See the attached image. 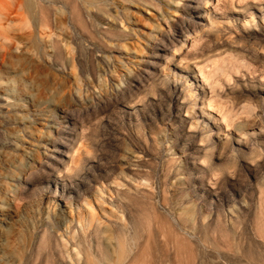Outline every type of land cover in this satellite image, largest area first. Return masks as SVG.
I'll return each instance as SVG.
<instances>
[{
  "label": "rangeland",
  "instance_id": "374dc122",
  "mask_svg": "<svg viewBox=\"0 0 264 264\" xmlns=\"http://www.w3.org/2000/svg\"><path fill=\"white\" fill-rule=\"evenodd\" d=\"M21 1L11 9V0H0V96L6 98L0 99V264L54 262L53 246L37 243L54 226L52 215L65 200L49 195L54 186L47 188L42 176L82 179L78 174L89 160L94 180L86 196L98 216H121L112 201H95L98 186L104 198L111 181L133 194L138 187L152 195L134 194L124 202L122 219L128 217L142 234L133 264H263L264 109L257 106L256 91L264 87V56L255 49L264 50V38L258 30L245 35L243 21L231 19L245 7L261 27L257 9L264 0H204L217 17L214 25L222 26L219 35L189 38L176 61L178 68L192 64L206 89L201 102L210 120H218L221 130H212L216 142L194 131L189 119L173 123L176 111L168 106L138 103L146 92L157 98L154 80L148 79L152 68L169 74L163 64L143 62L159 32L171 29L180 15L177 0H34L33 11L28 0ZM178 103H184L182 95ZM60 109L70 116L66 123ZM61 125L65 133L58 134L54 128ZM49 139L65 144L58 176L38 171L45 159L39 146L46 148ZM246 139L247 146H237ZM230 140L234 149L227 146ZM127 157L131 171L124 167ZM23 177L33 184L19 196ZM207 196L210 212L203 202ZM153 203L164 217L154 214ZM71 208L74 219L90 210L81 200ZM67 210L64 220L71 218ZM188 210L193 229L183 235L174 217ZM5 214L9 218L2 221ZM82 223L66 231L70 241L55 264L81 262L74 253L93 243L90 236L80 240L87 220Z\"/></svg>",
  "mask_w": 264,
  "mask_h": 264
},
{
  "label": "bare ground",
  "instance_id": "6f19581e",
  "mask_svg": "<svg viewBox=\"0 0 264 264\" xmlns=\"http://www.w3.org/2000/svg\"><path fill=\"white\" fill-rule=\"evenodd\" d=\"M208 1L209 0H206V3ZM21 2H22L21 0H11V3H13L14 6H13V4L12 5L9 4V6L12 9L13 7L15 8V4H19L20 5ZM28 3H29L28 5H29V7L31 9L30 11H33L34 0H28ZM9 6L7 8H9ZM207 7L208 6H204L205 12L203 13L204 14L203 16L205 18L208 17L206 19L207 23H202L198 27H193V29H192V31L190 33L186 32L185 33V38L187 40H189V38L192 39V40H196V38L200 39L205 34L206 35H208V34H214L215 35L216 33H218L217 31L219 30V28H222V26L214 25V22L217 20V17L214 16L211 13V11H207L208 10ZM10 8H9V10H10ZM7 10L5 11V14L3 13L4 18H6V19L9 17L8 16L9 13H8ZM241 10L242 11L239 12L237 17L234 16L231 19L232 22H234V21H238V22L243 21V25H241V31L245 35H250L255 30L256 31L258 30L259 34L262 35V37L264 38V25H261V27H260L258 24H256L254 22V18H253L254 16H253L252 12L248 10V8L242 7ZM257 11L260 12V14L262 16V19H263V22H264V8H262L260 6V7H258ZM247 16H249V20H246ZM227 19H229V17ZM262 24H264V23H262ZM236 28H237V26H236ZM170 30H171L170 27H168L167 29H165L163 31H160L159 32V36H157V38L150 44L149 52H148V59H147V61L143 62L145 65H152V63H156V59L155 58L150 59V53L153 50V46L160 40L161 34L162 33H168ZM218 35H219V33H218ZM228 43L229 42L226 41L225 45L228 46ZM231 44L232 43H230V45ZM184 45H185V43L183 41H181L180 47L183 48ZM221 47L225 48V46H221ZM261 48H260V50H261ZM232 49H233V47H232ZM227 50H228V48H227ZM260 50L255 49V54L256 55H261L262 54L264 56V50H261V51ZM176 51H177V48L174 46L172 48V52L176 53ZM226 51H221L219 53L220 54L224 53V52L226 53ZM228 53H229V50H228ZM232 55H234V54H232ZM230 56H231V54H230ZM231 57H234V56H231ZM209 58L211 60V58H214V57L210 56V57L206 58L205 60L207 61ZM234 58H236V57H234ZM166 61H167V57H166ZM259 62H260V60H259ZM222 63H224V60H223ZM212 65H213V63H212ZM222 67L223 66H221L219 68L222 69ZM215 69H217V68H214V71H215ZM161 70L163 71L164 69H160V71ZM183 70L186 71L187 68H184ZM200 71H201V69H200ZM194 78L195 77H193V79ZM203 78H205V77L203 76ZM210 79H211V76H210ZM215 83H216V81H215ZM175 86L176 85H175V81H174L173 82V87H175ZM201 86H202V88H201V94H202L201 95V99L204 100V99H206V95H205V92H204V86L202 84H201ZM256 92L258 93V95H257V103H258L257 106H260V108L264 109V98H263L264 87L263 88H259L258 91H256ZM170 94L171 93H169L170 100H169L168 107H169V109L170 108L173 109V104H172V100H171V95ZM0 99L1 100H6V98L3 97V96H0ZM202 104L203 103L201 102L202 113H207L203 109ZM251 104H252V102H251ZM175 106H176V108L174 110L176 111V114L173 117V119H175L173 121V123L176 120L180 121V122H183L184 119L182 117L180 118L181 108H180V104L178 103V100L176 101ZM252 107H254V105H252ZM59 111H60V114H61L60 115L61 123H66L70 119V116L63 109L62 110L60 109ZM222 115H223V113H222ZM207 119L210 120L209 115L207 116ZM189 120L191 121V124H193V125H191V124H189V125L193 128L194 131H197V132L201 133V135L204 136L203 137L204 139H206V138H208L209 140L213 139L212 130L215 128V126L219 130H221L219 125H218V122H217L218 120H216V119L215 120H210L211 124L213 125L212 128H209L208 123L204 122L203 118H201L200 120H197L196 114H193ZM54 129H55V131L58 134L65 133L64 128L62 127V125L60 127L59 126L55 127ZM178 130H180V128H178ZM173 131H176V129H173ZM259 133L261 134L262 132L259 131ZM175 134L178 135L179 133L175 132ZM217 140L213 139V141H215V142ZM47 143L49 145L46 148H44L43 145L39 146V147L43 148L42 153H43V156L45 157V159L42 162H38V164H37L38 165V171L40 173L44 174L45 172L43 170L47 169L48 172H55L57 174V176H58L59 172H60V169H59L60 166H61V168L62 167L64 168V164H63V160H64L63 159V157H64L63 152H64V149L62 147H65V144L61 143V142L59 143V142H57L54 139H49ZM232 144H234V140H230L229 143L227 142V146H229L231 149L233 148ZM236 144H237V146H243V145L247 146V139L244 142L236 141ZM214 146H217V145L214 144ZM223 146H226V145H223ZM238 149H240V148L238 147ZM48 151L56 152L60 156L59 157H51V156L48 155V153H47ZM206 154L208 155V151H207ZM183 157L189 162V157L187 155L183 156ZM191 159H192V157H191ZM130 161H132V160L129 157H127L126 161H125L126 165L124 166L129 171L132 170L131 166L129 165ZM89 163H91V164L88 165V166L85 165L84 167H82L81 168V173L78 174V176L80 178H82V179L72 178L71 177L72 175L66 176L64 178L59 179L58 177H50V176H48L50 173H47V172H46L47 173L46 174L47 177H45V175L42 176V178H43L42 180L45 182V186L47 188H49V186H52V185L54 186V190L53 191L52 190L48 191L49 195L52 196L53 199H55V200H60V201H64L65 200V204L63 206H60L58 208V210L55 211L56 213L54 215H52L54 226L52 228H49V230L48 229L44 230L43 233L41 235H39V241L37 240L38 241L37 244H38V246H43V248H45L44 246H47V244L51 245V246L48 245L50 248L53 246V248H54L53 255H55V256H53L54 260L53 259L52 260L54 262L52 264L56 263L55 259L58 260V261H62V259H64L63 257H64V253H65L64 247L66 246V243L68 241H70V238L66 234L67 233L66 231L68 229H69V231H71V229H73L74 226H76V223L77 224H81L83 226L82 222L87 220V229L83 228V231H82L83 233L82 234L84 236L81 235L82 237H80V240H82L83 237L89 238L87 236H90L89 241L91 240V242H93V243L89 244L85 248L82 247V249L79 250V248H78L76 250V252L74 253V256L77 258V262L79 261V259L81 257V262L79 264H133V262L135 261L136 256H137L136 249L139 248L141 246V244H142L140 242V236H142V234H140V232L138 231V228H136V226L131 222V220L128 217L122 219V216L124 215V202H125L126 198H132V199L136 198L134 194L145 195V196L149 197L150 199H151L152 195H150L151 193H148L147 191L138 190V187L136 188V190L134 191V194H133V191H131L130 188H128V190L120 189V188L117 187V184H115L114 181H111L105 187V192H107L109 194V196H106V198H104L103 197L104 190H103V188L98 186V187H96V189L92 193V197H94L95 201L96 202L98 201V202H101V203L105 202V199L107 201L109 200L108 202L112 201L114 203V207L116 209H118V211L121 213L120 217H116L115 215H112V214L109 215L108 214L107 218H105V219L102 218V216H100V215L98 216L97 212L92 207L90 198L88 196H86V194L89 193L92 190V183L91 182H92V180H94V179H89V174H90L89 170L94 165V164H92V162H90V160H89ZM185 164H186V161H185ZM27 173H28V171H26L24 173L25 176H27ZM189 179H194V178L189 175ZM32 184L33 183H31V181H29V179H27V177H23L22 179H19L18 186H17L18 187V191H17L18 195L22 196L25 193V191L28 189V187L30 185H32ZM204 191H205V189H204ZM113 193H114L115 197H112ZM80 200L83 202V205L85 206V208H90V210H86L85 209V211L87 212V216H80L81 212H79L78 215L76 216V219H74L73 216H72L71 202H77V201H80ZM210 200H211V197L207 196V198L203 201L205 203L204 205L205 206L207 205L206 209L209 212H210V209H211ZM152 205L155 208L154 214L158 218L159 217H161V218L164 217L163 213L160 212L156 208L155 204L153 203ZM66 209H68L69 210V214H71L70 220H67V219L64 220V218L61 217L62 215H64L66 213ZM189 212H190L189 210L187 212H185L186 215H183L182 213H178V214L175 213V217H174L175 218V223L174 224L178 225L179 229H182L181 231H182L183 235H186L187 234L186 232L188 230H192L193 229V226L191 225V222L193 223V221L191 219V215L192 214H190ZM8 218H9V215L5 214V218H3L2 221H4L5 219H8ZM209 223H211L210 218H209ZM205 226H207V225H205ZM90 227H91V233L87 234L86 232H87L88 228H90ZM180 245L183 246L182 243H180ZM20 260H21V258H20ZM71 260H73V259H71ZM63 262H64V260H63ZM263 264H264V259H263Z\"/></svg>",
  "mask_w": 264,
  "mask_h": 264
},
{
  "label": "snow or ice",
  "instance_id": "6c2138e0",
  "mask_svg": "<svg viewBox=\"0 0 264 264\" xmlns=\"http://www.w3.org/2000/svg\"><path fill=\"white\" fill-rule=\"evenodd\" d=\"M210 11V9H208ZM175 11L180 15L176 17L172 23L171 30L168 33H162L160 40L153 46V50L150 53V59L155 58L157 65H165L169 70V74L161 76L159 67H154L151 71L154 73V77H149V80H154L156 85V99H151V96L146 92L145 97H141L138 103L145 106L150 104H159L161 109H165L169 104V93H171V100L173 104V110L175 109L176 101L178 97L182 95L184 97V103L180 104L182 118L187 121L193 114H196L197 120L203 118L204 122L208 123L209 128L213 125L211 121L207 119V116L211 113H202L201 108V84L199 77L192 64L182 65L176 67V61L184 55L183 49L180 47L181 41L187 44L189 41L185 38V33H190L193 27H198L204 23L203 13L205 12L204 0H177L175 5ZM177 48V52L173 53L172 48ZM164 57H167L165 61ZM191 59V57H189ZM187 70H183L184 68ZM195 77V79H193ZM175 81V87L173 82ZM206 94V89H204ZM188 108L187 113L184 109ZM164 119L167 120V113L165 112Z\"/></svg>",
  "mask_w": 264,
  "mask_h": 264
}]
</instances>
